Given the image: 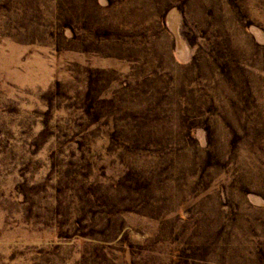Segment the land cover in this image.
<instances>
[{
	"label": "rangeland",
	"instance_id": "1",
	"mask_svg": "<svg viewBox=\"0 0 264 264\" xmlns=\"http://www.w3.org/2000/svg\"><path fill=\"white\" fill-rule=\"evenodd\" d=\"M0 264H264V0H0Z\"/></svg>",
	"mask_w": 264,
	"mask_h": 264
}]
</instances>
